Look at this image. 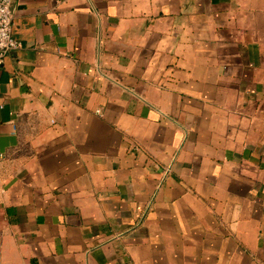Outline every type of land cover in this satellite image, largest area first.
Masks as SVG:
<instances>
[{
    "label": "crops",
    "instance_id": "crops-1",
    "mask_svg": "<svg viewBox=\"0 0 264 264\" xmlns=\"http://www.w3.org/2000/svg\"><path fill=\"white\" fill-rule=\"evenodd\" d=\"M0 264H264V0H13Z\"/></svg>",
    "mask_w": 264,
    "mask_h": 264
},
{
    "label": "built area",
    "instance_id": "built-area-1",
    "mask_svg": "<svg viewBox=\"0 0 264 264\" xmlns=\"http://www.w3.org/2000/svg\"><path fill=\"white\" fill-rule=\"evenodd\" d=\"M13 0H0V65L10 51L17 50L21 43L13 34Z\"/></svg>",
    "mask_w": 264,
    "mask_h": 264
}]
</instances>
